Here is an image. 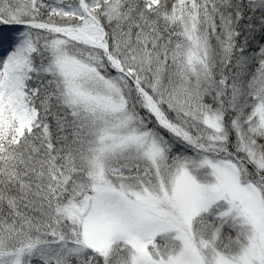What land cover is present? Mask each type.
I'll list each match as a JSON object with an SVG mask.
<instances>
[{"label": "snow or ice", "instance_id": "obj_1", "mask_svg": "<svg viewBox=\"0 0 264 264\" xmlns=\"http://www.w3.org/2000/svg\"><path fill=\"white\" fill-rule=\"evenodd\" d=\"M0 264H264V0H0Z\"/></svg>", "mask_w": 264, "mask_h": 264}]
</instances>
